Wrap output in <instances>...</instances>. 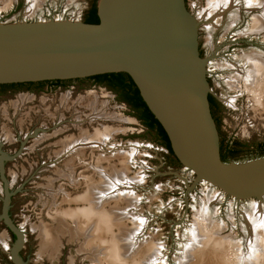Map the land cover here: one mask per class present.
I'll return each instance as SVG.
<instances>
[{
	"label": "rangeland",
	"instance_id": "obj_1",
	"mask_svg": "<svg viewBox=\"0 0 264 264\" xmlns=\"http://www.w3.org/2000/svg\"><path fill=\"white\" fill-rule=\"evenodd\" d=\"M246 1L186 0L220 145H238L234 162L260 158L264 143L260 82L248 77L250 59L264 63V29L253 25L264 5ZM97 3L0 0V23L84 21ZM32 88L0 90V264H13L16 242L1 218L7 190L26 264H264V201L195 185L118 92L89 80ZM85 207L108 215L110 229L97 232L96 217L80 222ZM42 229L60 243L56 252L42 250Z\"/></svg>",
	"mask_w": 264,
	"mask_h": 264
},
{
	"label": "water",
	"instance_id": "obj_2",
	"mask_svg": "<svg viewBox=\"0 0 264 264\" xmlns=\"http://www.w3.org/2000/svg\"><path fill=\"white\" fill-rule=\"evenodd\" d=\"M98 24L51 19L0 23V85L126 73L164 128L176 159L223 196L264 201V156L223 162L200 56L196 18L186 0H98ZM3 214L20 253L23 231Z\"/></svg>",
	"mask_w": 264,
	"mask_h": 264
},
{
	"label": "trees",
	"instance_id": "obj_3",
	"mask_svg": "<svg viewBox=\"0 0 264 264\" xmlns=\"http://www.w3.org/2000/svg\"><path fill=\"white\" fill-rule=\"evenodd\" d=\"M84 22L89 24L99 23L97 4H95L91 8ZM85 80L92 81L95 85H102L115 92L120 93V100L127 103L133 109V111L139 113V119L143 122L144 126L150 131H155L161 143L167 148V150L171 153V155H174L167 133L165 132L164 128L159 123V121L155 118L153 113L150 111L144 100L142 99L140 95V91L137 88L134 81L132 80V78L126 73H108V74H101V75L88 77L85 79H76V80H56V81H44V82H36V83L32 82V83L6 84V85H0V90L16 91V90H21L25 86H27L28 89H31L34 86H37L40 89L45 84H52L54 87H58V86L62 87L67 81L81 82ZM209 101L212 107V104L214 103V99L211 95L209 96ZM235 147H233V145H228L227 147L226 146L223 147L221 145V157L223 162H229L231 158H234L237 154H239L238 149H235ZM263 156H264V143L260 146L259 156L257 157H263Z\"/></svg>",
	"mask_w": 264,
	"mask_h": 264
},
{
	"label": "bare ground",
	"instance_id": "obj_4",
	"mask_svg": "<svg viewBox=\"0 0 264 264\" xmlns=\"http://www.w3.org/2000/svg\"><path fill=\"white\" fill-rule=\"evenodd\" d=\"M225 1V0H224ZM226 1H228V0H226ZM237 1V0H236ZM248 1V4H246V5H249L248 7H250V8H252V9H250V10H253V9H260V8H262L263 7V5H264V0H247ZM246 1V2H247ZM223 2V1H222ZM235 2V1H234ZM233 2V3H234ZM225 3H227V2H225ZM220 4H222L221 3V1H218L217 2V5L220 7V12L222 13V12H224V11H226V10H222L223 8H222V6H220ZM236 4H238V3H236ZM229 5V4H228ZM228 5H226V6H228ZM218 6H217V8H218ZM233 7L232 5H229V7ZM232 9V8H231ZM229 10V9H228ZM247 10H249V9H247ZM264 10V9H263ZM256 11H258V10H256ZM220 13V14H221ZM263 13V12H262ZM218 15V14H217ZM222 16V15H221ZM257 16V15H256ZM254 25V29L255 30H257V31H260V30H263L264 29V13L262 14V16H260L259 15V17L255 20V23L253 24ZM258 58V57H257ZM250 71H252L251 72V74H250V76H248L251 80H259V82L260 83H258V90L256 91L257 92V96H259L261 99H263V100H260L261 101V103H260V106L263 108V110H264V63L262 62V61H260V60H257V59H250ZM67 150H68V148H67ZM114 187V186H113ZM112 187V188H113ZM117 187V186H116ZM109 195H111V194H109ZM86 200V198L84 197V199H82L81 198V202L83 201H85ZM257 213V212H256ZM78 216L82 219V220H79L80 222H82V223H85V222H88L90 219H93L94 217H96L98 220V222H99V226H98V228L96 229V231L97 232H99L98 230H100V232L99 233H101V232H104L105 230H108V229H110V225H109V220H108V215H105V214H102V212H98V213H96L95 211H94V209L92 208V207H90V208H87V207H85V208H82V209H80V211H79V213H78ZM255 217H256V215H255ZM258 218V217H257ZM250 219V218H249ZM262 219H264V218H262ZM250 220H252V219H250ZM93 221V220H92ZM251 222V221H250ZM260 222H261V220H260ZM260 222H259V224H260ZM258 223V222H257ZM258 224V225H259ZM259 226H261V227H263L264 228V226H262L261 224L259 225ZM90 230V229H89ZM93 231H95L94 230V228H93ZM136 231V230H135ZM253 232H255V231H253ZM252 232V233H253ZM195 233V232H194ZM264 233V232H263ZM137 235V234H136ZM196 235V234H195ZM39 236H40V241H41V248H42V250H46V251H50V252H56V250H57V248L59 249V246H60V243L56 240V238H53V237H51V235L49 234V233H47L46 231H44L43 229L40 231V234H39ZM130 236V235H129ZM255 239V238H254ZM260 239V238H259ZM258 239V240H259ZM130 241V240H129ZM255 241V240H254ZM128 242V241H127ZM131 243H132V240H131V242H128V245L130 244L131 245ZM256 243V242H255ZM258 243V242H257ZM113 244H111V246H112ZM133 245V244H132ZM133 247H135V246H133ZM258 248V247H257ZM264 248V247H263ZM132 250H133V248H131ZM101 252V251H100ZM100 252H99V254H100ZM262 252V251H261ZM264 252V251H263ZM110 255H111V258L113 259V257H115V249H113V247L112 248H110ZM262 260H263V258H262ZM156 264V263H155Z\"/></svg>",
	"mask_w": 264,
	"mask_h": 264
},
{
	"label": "flooded vegetation",
	"instance_id": "obj_5",
	"mask_svg": "<svg viewBox=\"0 0 264 264\" xmlns=\"http://www.w3.org/2000/svg\"><path fill=\"white\" fill-rule=\"evenodd\" d=\"M211 106V105H210ZM14 235V234H13ZM14 237H15V235H14ZM16 238V237H15Z\"/></svg>",
	"mask_w": 264,
	"mask_h": 264
}]
</instances>
